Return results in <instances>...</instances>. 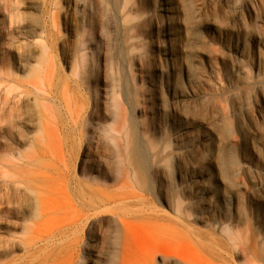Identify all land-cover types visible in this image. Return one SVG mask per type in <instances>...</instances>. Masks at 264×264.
<instances>
[{"label":"rangeland","instance_id":"1","mask_svg":"<svg viewBox=\"0 0 264 264\" xmlns=\"http://www.w3.org/2000/svg\"><path fill=\"white\" fill-rule=\"evenodd\" d=\"M158 2L0 0V264H264V0Z\"/></svg>","mask_w":264,"mask_h":264},{"label":"bare ground","instance_id":"2","mask_svg":"<svg viewBox=\"0 0 264 264\" xmlns=\"http://www.w3.org/2000/svg\"><path fill=\"white\" fill-rule=\"evenodd\" d=\"M229 2H233L236 6L233 20L237 23H240L241 16H242L241 8L239 5L240 0H229ZM52 3H53V0H52ZM158 9L161 12L160 22L163 25L162 36L166 42L165 45L161 48V52L169 64H174L175 58H176L174 49L177 47L178 37H177L176 32L172 28L173 7L171 3L169 2V0H159ZM202 20H203L202 13L200 11L196 12L193 17V22L199 23ZM38 39H40V41H37ZM38 39H35L33 41V45L35 46L36 49L40 48L42 43H45L44 41H42L43 39L42 35H40ZM34 58H35L34 55L30 56L27 60V63L25 64L27 65L31 64L29 59H31L32 61H35ZM54 80H55V72H54L52 65L50 64V59L48 57V60H46L44 64L43 72L39 76V78H36L29 83H21L20 87H17V88L15 87L12 89L11 92H8V93L6 92V94L4 95V102L6 104H10V100L13 99V101L15 102V104L13 103L14 104L13 108H16V109H18V107L20 106V102H22L23 99H25L26 102L32 105H36L39 103L38 96L33 95V92L37 93L38 89H41V88L46 89V90H51L54 84ZM12 92H16L14 93V96H12L13 95ZM188 97L189 96L185 94H181L179 96V99L184 101ZM47 100L50 101V99H47ZM49 120L52 122L51 130L54 133L52 139H56L57 133H58L57 125L55 124V122L52 120L50 116H49ZM141 164H143L142 160H141ZM0 169L2 170V180H0V186L2 185L3 188L5 189L12 187V188H15L16 190H18L19 187L22 186L19 180L13 179V176H15L16 174L14 175L12 171L8 169V165L1 164ZM64 221L68 222L67 219H65Z\"/></svg>","mask_w":264,"mask_h":264}]
</instances>
